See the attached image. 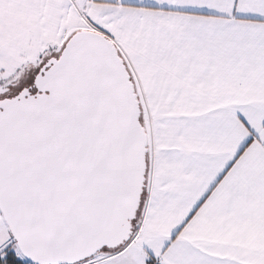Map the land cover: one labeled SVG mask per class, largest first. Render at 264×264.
<instances>
[{"label":"snow or ice","instance_id":"snow-or-ice-1","mask_svg":"<svg viewBox=\"0 0 264 264\" xmlns=\"http://www.w3.org/2000/svg\"><path fill=\"white\" fill-rule=\"evenodd\" d=\"M0 264H264V0H0Z\"/></svg>","mask_w":264,"mask_h":264}]
</instances>
